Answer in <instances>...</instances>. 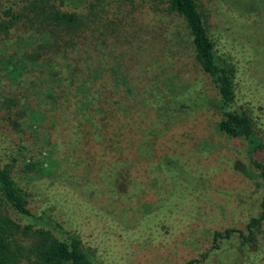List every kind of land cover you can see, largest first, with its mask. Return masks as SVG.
<instances>
[{
  "label": "rangeland",
  "instance_id": "374dc122",
  "mask_svg": "<svg viewBox=\"0 0 264 264\" xmlns=\"http://www.w3.org/2000/svg\"><path fill=\"white\" fill-rule=\"evenodd\" d=\"M91 2L89 10L80 8L81 25L55 29L37 62L23 60L14 73L6 61L22 50L36 51L46 37L15 31L0 40V165L26 194L29 212L78 232L94 264H215L213 257L199 262L212 231H244L260 211L264 182L240 172L247 166L244 140L219 131L220 113L194 108L203 104L194 96L187 102L192 110L139 155L141 137L133 124L143 128L153 121L148 83L159 79L184 88L196 82L211 97L215 93L193 60L183 21L161 0ZM195 2L216 50L233 69L236 104L264 143V3ZM51 60L57 64L52 69ZM80 83L90 92L85 99ZM81 100L90 104L82 108ZM119 161L129 162L125 168ZM112 169L121 178L110 188ZM66 194L112 214L131 239L113 245L98 228H73ZM0 214L19 224L12 240L26 249L30 240L22 225L31 219L1 200ZM17 264L38 261L31 251Z\"/></svg>",
  "mask_w": 264,
  "mask_h": 264
},
{
  "label": "trees",
  "instance_id": "16d2710c",
  "mask_svg": "<svg viewBox=\"0 0 264 264\" xmlns=\"http://www.w3.org/2000/svg\"><path fill=\"white\" fill-rule=\"evenodd\" d=\"M94 1L99 3L100 0ZM118 1L134 2V0ZM246 1L251 5L261 4V1L264 3L263 0ZM83 2L84 0H0V40L6 39L15 31L30 32L31 35L38 33L46 37L52 35L55 29L64 28L68 31L75 29L84 19L82 14L84 8H80L85 5V9L89 10L93 6L91 0L82 6ZM161 2L165 4L164 9L167 13H173L183 21L187 29L193 60L209 77L215 96L208 95L196 82L184 88L181 83L176 85V88L168 87V83L160 82L159 79L148 83L149 91L146 99L153 111V121L151 125L143 128L133 124L141 137L137 149L139 155L143 154V149L149 144H153L156 137L180 122L184 115L192 110L189 109L187 102L194 96V100L198 98L203 103L193 106L194 108H212L220 113L221 118L216 125L219 131L229 137L244 140L247 166L240 172L254 183L259 178L264 182V156L259 157V153L264 149V143L257 136L255 124L249 114L242 105L236 104L233 69L229 61L221 58L220 52L216 50L195 0H161ZM235 13L240 18V14ZM23 38L16 35L15 39ZM50 41L51 38L48 41L46 37L42 44L35 43L36 51L26 53L22 50L20 55L15 57V61L7 60L6 65L8 62L12 65L11 73L18 71L17 64L21 63L20 67H23V60L36 63L40 57V50L44 48L43 45L46 46ZM49 62L51 69L57 66L55 61ZM78 86L81 97L87 98L90 94L87 87L84 83ZM78 103L82 108L90 104L86 100ZM96 110L93 108V111ZM89 119L94 124V118ZM145 136L149 138L146 140ZM142 137L145 141L142 140L141 145ZM119 162L120 164L117 165L121 167L124 164L126 168V163L129 161ZM33 164L29 162L27 165ZM113 171L114 169L107 172L110 188L117 178L118 180L121 178L120 175L112 174ZM58 188L59 186L56 187L57 190ZM0 200L15 214L31 219L30 222L22 225L24 235L26 234L30 240V244L24 249L21 248L22 244L12 240L14 230L18 229L19 224L7 218L6 215L0 214V264H17L21 256H26L31 251L38 264H94L78 232L72 233L57 220L47 218L49 216H34L29 212L26 194L13 180L7 165H0ZM63 202L68 207L67 212L73 220V228H77V225L98 228V234L103 232L113 245L128 242L131 239V231L127 226H124L112 214H107L90 202L69 194L64 195ZM263 226L264 195L261 197L259 213L248 218L244 231L231 227L212 231L211 244L200 255L199 262L213 257L215 264H264V237L261 234L264 233ZM194 261L190 259L185 264H193Z\"/></svg>",
  "mask_w": 264,
  "mask_h": 264
}]
</instances>
